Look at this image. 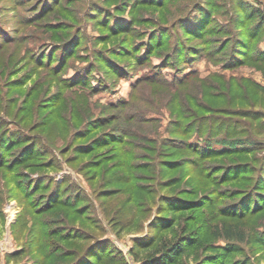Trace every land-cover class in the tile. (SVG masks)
Instances as JSON below:
<instances>
[{"label":"rangeland","instance_id":"obj_1","mask_svg":"<svg viewBox=\"0 0 264 264\" xmlns=\"http://www.w3.org/2000/svg\"><path fill=\"white\" fill-rule=\"evenodd\" d=\"M256 11L0 0V264H264Z\"/></svg>","mask_w":264,"mask_h":264},{"label":"trees","instance_id":"obj_2","mask_svg":"<svg viewBox=\"0 0 264 264\" xmlns=\"http://www.w3.org/2000/svg\"><path fill=\"white\" fill-rule=\"evenodd\" d=\"M256 15L259 16L260 22L264 25V14L260 13L259 11H256ZM217 229H220L218 226H215ZM215 228V229H216ZM222 236L223 238L229 239L233 236V232L230 228H227L225 230H221V234H218ZM151 240L147 242V244H151ZM182 245L183 242H181L180 239L175 240L174 242H165L160 246L159 252H153L148 254L146 257L141 259L140 264H174L178 258V255L182 252ZM224 251V256L226 257L229 255V253L233 250L232 246H224L222 247ZM223 261V258L220 260V263ZM219 262V261H218ZM223 263V262H222ZM231 264H239L238 262H233Z\"/></svg>","mask_w":264,"mask_h":264}]
</instances>
